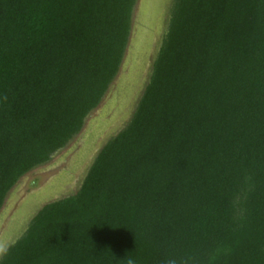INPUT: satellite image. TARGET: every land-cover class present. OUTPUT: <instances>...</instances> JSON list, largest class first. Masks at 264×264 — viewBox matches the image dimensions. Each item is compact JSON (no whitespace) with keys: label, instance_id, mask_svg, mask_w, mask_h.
Returning <instances> with one entry per match:
<instances>
[{"label":"trees","instance_id":"1","mask_svg":"<svg viewBox=\"0 0 264 264\" xmlns=\"http://www.w3.org/2000/svg\"><path fill=\"white\" fill-rule=\"evenodd\" d=\"M138 0H0V211L116 80ZM130 122L0 264H264V0H172Z\"/></svg>","mask_w":264,"mask_h":264},{"label":"rangeland","instance_id":"2","mask_svg":"<svg viewBox=\"0 0 264 264\" xmlns=\"http://www.w3.org/2000/svg\"><path fill=\"white\" fill-rule=\"evenodd\" d=\"M158 1L153 0L152 15L148 14L153 18L146 19L144 26L141 0H138L131 42L119 75L100 106L86 119L82 131L68 147L57 152L48 163L22 177L9 192L0 211V260L28 227L37 208L78 191L89 162L95 154L97 156V150L130 122L140 99L136 93L133 94L134 85L137 84L134 91L137 92L142 81L152 72L162 42L158 36L167 24V19H162L165 6L163 4V9L159 11ZM148 40L150 42L146 45Z\"/></svg>","mask_w":264,"mask_h":264},{"label":"flooded vegetation","instance_id":"3","mask_svg":"<svg viewBox=\"0 0 264 264\" xmlns=\"http://www.w3.org/2000/svg\"><path fill=\"white\" fill-rule=\"evenodd\" d=\"M171 3H172V0H167L166 2H165V0H164V3H163V0H159V1H158V9H159V11L163 9V4H164V6H165V10H164V13H163L164 15H163V17H162V19H164V20L167 19L166 17H167V15H168L169 8L171 7ZM153 6H154V4H153ZM156 8H157V7H156ZM161 12H162V11H161ZM135 21H136V19H135ZM133 22H134V17H133ZM165 29H166V28H165ZM165 29H164V31L162 30V32L159 33V36H158L159 41H161V40L163 39V36H164V33H165ZM161 38H162V39H161ZM149 77H150V73H149L148 77L145 78L144 81H142V83L140 84V88H139V90H138L137 92H134V91H136L135 89H136V87H137V84L134 85V91H133V94L136 93V95H137L139 98H141V96H142V94H143V92H144L143 89H145L146 84L148 83ZM114 84H115V83H114ZM139 98H138V99H139ZM68 146H69V145H68ZM68 146H67V147H68ZM101 148H102V147H101ZM101 148H99V149L97 150V154H98V152L100 151ZM95 152H96V150H95ZM95 157H96V154L94 155L93 160L89 162L90 164L88 165L87 172H88L89 168L91 167V165L93 164ZM87 172H86V173H87ZM39 209H40V208H37L36 212H35V211L33 212V217L36 215V213L39 211ZM33 217H32V218H33Z\"/></svg>","mask_w":264,"mask_h":264},{"label":"water","instance_id":"4","mask_svg":"<svg viewBox=\"0 0 264 264\" xmlns=\"http://www.w3.org/2000/svg\"><path fill=\"white\" fill-rule=\"evenodd\" d=\"M141 9H142V12H143V15H142V17H144V22L142 23V25H144L145 26V20L147 19L148 20V18H153L152 16H150V17H148V14L149 13H151L150 12V9H151V7H152V5H153V0H141ZM138 7V5H136V7H135V9ZM151 15H152V13H151ZM134 17V16H133ZM138 21V20H137ZM131 36H132V33H131ZM131 36H130V42H131ZM140 36V35H139ZM142 36V35H141ZM141 38V37H140ZM143 39V38H142ZM130 42H129V45H130ZM146 42V45H147V43H149L150 42V40H148V41H145ZM135 44H136V42H135ZM134 44V47H136V45ZM129 45H128V47H129ZM128 47H127V49H128ZM133 47V48H134ZM127 52V51H126ZM125 58V57H124ZM122 64H123V62H122ZM114 86V83H112L111 84V86L109 87V89H108V92L111 90V88ZM108 92H107V94H108ZM53 202H55V201H51V202H48V203H46V204H44V206L42 207V208H40L39 209V211H41L46 205H48V204H50V203H53Z\"/></svg>","mask_w":264,"mask_h":264},{"label":"clouds","instance_id":"5","mask_svg":"<svg viewBox=\"0 0 264 264\" xmlns=\"http://www.w3.org/2000/svg\"><path fill=\"white\" fill-rule=\"evenodd\" d=\"M170 264H174V261L173 262H170Z\"/></svg>","mask_w":264,"mask_h":264}]
</instances>
